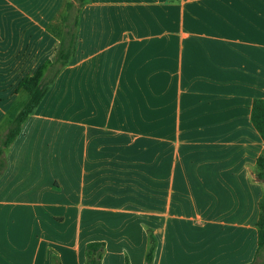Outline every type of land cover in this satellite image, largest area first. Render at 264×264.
Masks as SVG:
<instances>
[{"label":"crops","instance_id":"obj_1","mask_svg":"<svg viewBox=\"0 0 264 264\" xmlns=\"http://www.w3.org/2000/svg\"><path fill=\"white\" fill-rule=\"evenodd\" d=\"M66 1L0 0V132L54 61ZM259 99L264 0H86L74 57L7 154L0 264H85L96 241L102 264H146L151 234L154 264L253 263ZM180 117L185 142H159V118Z\"/></svg>","mask_w":264,"mask_h":264},{"label":"trees","instance_id":"obj_2","mask_svg":"<svg viewBox=\"0 0 264 264\" xmlns=\"http://www.w3.org/2000/svg\"><path fill=\"white\" fill-rule=\"evenodd\" d=\"M86 0H67L62 12L49 26L59 39V48L53 62L39 69L32 77L22 83V87L31 98L21 112L9 123L6 131L0 138V179L8 168V151L20 136L24 125L39 107L51 85L61 72L69 65L74 57L79 42V24L81 10ZM62 14V17H61ZM252 121L264 140V100H256L253 104ZM257 181L264 183V151L258 159ZM261 217L258 223L259 247L256 258L251 264H264V196L260 203ZM157 241L150 235V246L146 256V264H154ZM105 251L104 242H91L87 245V261L85 264H102Z\"/></svg>","mask_w":264,"mask_h":264},{"label":"rangeland","instance_id":"obj_3","mask_svg":"<svg viewBox=\"0 0 264 264\" xmlns=\"http://www.w3.org/2000/svg\"><path fill=\"white\" fill-rule=\"evenodd\" d=\"M61 17H62V14H61ZM158 126H159V134H158L159 142L166 141L167 139L168 140L173 139L177 142L178 141L185 142V132L183 131L185 130V117L174 118V119L159 118ZM166 126L171 127V129L173 127L174 134H169V133L167 134ZM5 131L6 129L0 132V138ZM253 174L257 178L258 170H255Z\"/></svg>","mask_w":264,"mask_h":264}]
</instances>
